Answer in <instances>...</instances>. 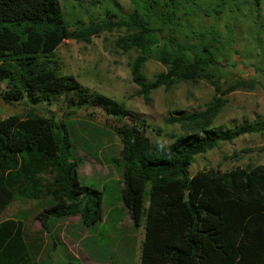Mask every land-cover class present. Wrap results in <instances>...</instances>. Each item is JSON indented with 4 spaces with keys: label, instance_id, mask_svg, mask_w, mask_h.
I'll return each mask as SVG.
<instances>
[{
    "label": "trees",
    "instance_id": "trees-1",
    "mask_svg": "<svg viewBox=\"0 0 264 264\" xmlns=\"http://www.w3.org/2000/svg\"><path fill=\"white\" fill-rule=\"evenodd\" d=\"M132 1L136 6L127 17L114 19L108 11L109 18L71 29L60 0H0V95L7 103L28 99L32 105L63 96L74 110L100 106L131 121L115 127L122 149L114 160L122 168V199L133 224L145 229L140 264H264V164L190 172L196 155L264 129V123L214 127L228 96L254 90L256 80L225 78L209 45L190 55L162 41L161 30L152 24L158 15L154 8L165 7L164 16L173 23L181 0ZM123 27L127 34L118 36L116 45L139 51L131 73L146 101L156 89L183 80L206 81L215 89L203 109L165 118L183 130L170 143L153 142L145 133L147 120L124 102L60 72L55 52L65 40L91 43L94 36ZM150 58L166 69L148 81L144 66ZM80 164L65 122L37 113L34 106L26 116L0 118V215L17 197L48 194L55 203L41 215L47 232L52 234L54 218L72 215H80L87 226L97 225L103 217L102 192L80 182ZM46 170L52 173L49 181L42 178ZM35 263L23 221H0V264Z\"/></svg>",
    "mask_w": 264,
    "mask_h": 264
},
{
    "label": "rangeland",
    "instance_id": "rangeland-1",
    "mask_svg": "<svg viewBox=\"0 0 264 264\" xmlns=\"http://www.w3.org/2000/svg\"><path fill=\"white\" fill-rule=\"evenodd\" d=\"M60 1L71 29L109 18L108 11L116 14L111 16L114 19L127 17L136 6L132 0ZM154 9L158 15L153 17L152 24L161 30L164 43L170 41L172 48L182 47L190 55L209 45L225 78L256 80L254 90H239L228 96L214 127L227 130L243 123L256 126L264 123V0H181L173 23L167 22L165 7L156 5ZM123 34H127L124 27L104 31L94 36L91 43L65 40L55 52L61 62L60 72L73 74L85 86L124 102L128 109L147 120L150 126L145 133L153 142L170 143L183 130L178 124H166L165 118L203 109L215 95V89L206 81L183 80L171 88L156 89L151 100L146 101L137 94L139 86L131 73L139 51L136 48L124 51L116 45L117 37ZM165 69L160 61L150 58L144 66L146 79L153 80ZM67 105L63 96L51 104L32 105L28 99L7 103L0 95V118L14 113L26 116L34 106L37 113L67 124L75 144V157L82 161L78 168L80 182L102 192L101 221L87 226L80 215L54 218L52 225L58 229L47 233L41 215L55 203L48 194L39 199L15 198L0 215V221L8 218L23 221L35 264H140L145 229L133 224L122 199V168L114 160L120 157L122 149L115 127L131 121L112 116L100 106L74 110ZM257 164H264V129L233 141H222L206 153L196 155L190 172L229 171ZM42 178L51 180L50 170ZM70 246L79 251L80 259L69 255ZM47 252L51 253L47 256Z\"/></svg>",
    "mask_w": 264,
    "mask_h": 264
},
{
    "label": "crops",
    "instance_id": "crops-1",
    "mask_svg": "<svg viewBox=\"0 0 264 264\" xmlns=\"http://www.w3.org/2000/svg\"><path fill=\"white\" fill-rule=\"evenodd\" d=\"M58 229V226H53V228H52V232H55L56 230ZM48 233V232H47ZM49 234H51V233H49ZM55 245H57L58 244V242L56 241L55 243H54ZM60 245V244H59ZM64 249H66V247H64ZM51 251V250H50ZM71 254H69L70 256H73V257H76V258H78V259H80L79 258V251L78 250H76V249H74L72 246H70V251H69ZM49 253H51V252H47L46 253V255L48 256L49 255ZM67 253V252H66ZM71 260V259H70Z\"/></svg>",
    "mask_w": 264,
    "mask_h": 264
}]
</instances>
